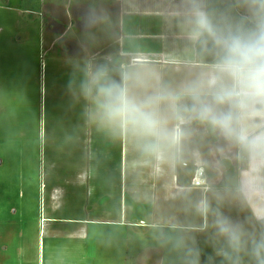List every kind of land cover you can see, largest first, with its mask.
<instances>
[{
	"label": "rangeland",
	"instance_id": "rangeland-1",
	"mask_svg": "<svg viewBox=\"0 0 264 264\" xmlns=\"http://www.w3.org/2000/svg\"><path fill=\"white\" fill-rule=\"evenodd\" d=\"M214 1L216 4L237 2ZM119 21L117 0H0V264H41V250L47 264L53 259L62 264H228L217 254L224 247V242L212 226L215 212L242 224L249 234L259 236L264 233V224L247 213L246 200L251 191L240 186L235 191L220 189L227 178L223 162L233 164L239 178L249 164L248 152L222 136L218 137V133L204 125L207 132L192 133L182 153L176 155V161L180 162L182 189L174 191L173 195L159 189L162 201L152 198L155 192V188L151 187L152 178L147 179L150 184L141 189L143 195H129L133 189L129 178L132 167L129 164L127 207L132 208L129 215L132 225L109 228L98 225L94 227L93 235L94 228H91L89 242L72 252L77 247L76 242L64 237L56 241L40 237L38 193L43 171L41 165L43 160L44 163L46 161L43 149H47L48 160H53L47 143V134L52 130L49 115L51 96L50 90L45 95L43 79L45 68L50 70L53 64L47 56L50 39L62 37L58 47L67 43L69 46L72 35L78 37L80 43H93V52L101 54L96 58V65L106 64L114 70L115 58L120 53ZM147 28L142 30L144 39L132 42L135 44V47L130 45L134 47L132 50L139 48L141 52H150L151 40L147 36L151 35V29ZM178 38L168 59L193 60L186 55L197 54L193 49L200 46L189 39L188 32H183ZM159 45L165 52L171 47L169 43L165 47ZM200 54L202 61L211 64L209 53ZM175 75L176 80L181 77ZM168 78L173 76L165 71L163 81L167 82ZM177 84V81L174 82V85ZM197 125L193 124L192 129ZM91 128L95 134L110 133L95 120ZM86 131L83 129V132ZM103 137L95 136V166L103 167L105 160L113 159L114 179V170L118 167L114 164L118 163L120 156L110 157L106 149L102 150ZM187 146L188 155H185ZM194 150L201 151L203 158L192 155ZM199 158V161L195 160ZM196 165L203 168L207 175V190L189 188L198 169ZM146 173L149 175V172ZM221 178L224 180L220 184L218 180ZM26 180L31 188L23 198L27 191L26 188L24 191ZM253 190L255 197L252 196V199L264 198V187ZM231 196L235 202L229 203ZM201 200L210 204L211 211L207 216L197 211L196 206ZM27 217L31 220L28 221ZM241 257L240 264H255L250 256L241 254Z\"/></svg>",
	"mask_w": 264,
	"mask_h": 264
},
{
	"label": "crops",
	"instance_id": "crops-1",
	"mask_svg": "<svg viewBox=\"0 0 264 264\" xmlns=\"http://www.w3.org/2000/svg\"><path fill=\"white\" fill-rule=\"evenodd\" d=\"M117 2L120 15L118 33L120 53L114 61V63L117 62L114 72L128 64L146 65L157 73L162 81L163 73L169 71L173 78H168L166 83L174 85L176 81L180 84L211 69L212 65L202 61L200 57L201 52L208 54L201 47L193 49L197 51V54L186 55L188 58H193L189 62L168 59L170 51L174 50V45L180 39L178 37H181L183 32L189 33L190 0L180 2L178 0H117ZM202 2L209 11L216 13L231 11L232 15L233 13L237 15V13L243 14L242 11H244L243 8L236 7L235 3L216 4L217 2H212V0L209 2L202 0ZM3 7L10 9L9 6ZM147 27L151 29V35L147 36L152 41H149L150 52H141L139 48L132 50L135 47L132 42L138 43V40L144 39L142 30L148 29ZM69 40V46L67 43V45L58 47L63 41L62 37H52L47 50L49 51L47 56L53 64L50 70L45 68L43 79L46 88L45 95L50 90L51 96L49 115L53 131L47 134V143L48 147H51L49 153L53 155V160H48L50 156L46 154L47 149H43L45 152L43 157L46 161L44 163L43 160L41 165L43 171L40 175L38 196L41 218L40 237H49L51 241L64 237L76 242L77 247L71 250L72 252L81 249L83 243L89 242L91 228L98 225L108 228L123 227L124 224L132 225L133 222L129 216L132 214V208L127 207L129 164L132 167L129 178L133 188L129 192L130 196L143 195L141 189L150 184L147 179L151 178V187L155 188L152 198L154 197L155 201L163 200L158 192L159 189L166 190L167 194L173 195V192L179 191L182 186L179 176L180 162L176 161V156L157 160L143 153L136 142L126 135H117L111 131L106 134H95L91 128L94 119L90 116L93 105L90 100L84 98L80 83L84 78L86 66H96V58L101 54L96 55L95 51L93 52V43L91 45L88 42L80 43L78 37L73 35ZM159 43L163 47L169 43L171 45L169 51L168 49L166 52L162 51ZM175 74L181 77L176 80ZM70 81H72L71 87H69ZM83 129L87 131L83 132ZM201 130L207 132L204 125L199 124L192 129V133H201ZM95 136H104L101 148L103 151L106 149L110 157L120 156H118L120 162L114 164V166L118 165L114 170V179L111 167L113 159L105 160L103 167L95 166ZM187 149L188 146L185 148V155H188L186 154ZM191 154L203 158L201 151L194 150ZM194 156H191L192 160ZM248 157L247 169L241 173L239 178L237 176L235 182L237 187L251 191V196H248L246 200L247 213L256 217L258 223L264 224V221L258 219L264 217V198L252 199V196L255 197L253 189L258 190L264 187V184L261 185L264 179V157H254L250 154ZM200 158L195 160L199 161ZM146 172H149V175ZM143 173L146 174L143 175ZM223 180V178L219 179L218 183H223ZM26 182L24 191L26 189L27 191L24 192L23 198L31 188L29 181L26 180ZM220 189L235 191L237 188H226L221 185ZM230 199L229 203L235 202L232 196ZM24 206L23 203V209ZM26 219L31 220L29 217ZM160 227H169V225ZM95 230L94 228L92 235L95 234ZM53 252L54 257L55 251ZM63 252L66 254V251ZM72 255L74 256V253ZM43 259L41 250V264H47ZM48 264L62 263L53 259L49 260Z\"/></svg>",
	"mask_w": 264,
	"mask_h": 264
},
{
	"label": "clouds",
	"instance_id": "clouds-1",
	"mask_svg": "<svg viewBox=\"0 0 264 264\" xmlns=\"http://www.w3.org/2000/svg\"><path fill=\"white\" fill-rule=\"evenodd\" d=\"M236 7L244 14L212 12L202 0H190L189 39L212 56V66L180 84L162 81L146 65L115 72L106 64L86 66L80 89L93 105L91 118L157 160L179 155L196 123L264 157V0H237ZM196 207L202 216L211 211L207 200ZM214 216L224 242L218 255L228 264H240L241 254L264 264V233L249 234L219 212Z\"/></svg>",
	"mask_w": 264,
	"mask_h": 264
},
{
	"label": "built area",
	"instance_id": "built-area-1",
	"mask_svg": "<svg viewBox=\"0 0 264 264\" xmlns=\"http://www.w3.org/2000/svg\"><path fill=\"white\" fill-rule=\"evenodd\" d=\"M197 166V172L195 173L194 177L191 181V188L193 189H201L207 190L208 189V179L207 175L203 168Z\"/></svg>",
	"mask_w": 264,
	"mask_h": 264
},
{
	"label": "trees",
	"instance_id": "trees-1",
	"mask_svg": "<svg viewBox=\"0 0 264 264\" xmlns=\"http://www.w3.org/2000/svg\"><path fill=\"white\" fill-rule=\"evenodd\" d=\"M224 166L226 167V181L223 183V186L226 188H237L236 179H237V173L235 168L228 162H223ZM234 180V182L231 183V181Z\"/></svg>",
	"mask_w": 264,
	"mask_h": 264
}]
</instances>
